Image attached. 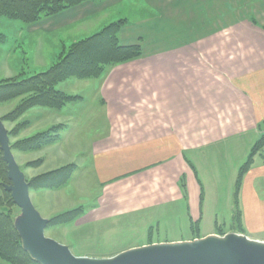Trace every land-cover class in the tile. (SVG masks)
<instances>
[{
	"label": "crops",
	"instance_id": "1",
	"mask_svg": "<svg viewBox=\"0 0 264 264\" xmlns=\"http://www.w3.org/2000/svg\"><path fill=\"white\" fill-rule=\"evenodd\" d=\"M110 2H84L35 31L63 50L125 19L120 43L142 46L141 57L95 78L104 131L90 146L100 179L113 180L108 196L128 213L133 204L184 209L188 224L210 221L209 233L227 229V208L231 228L239 169L264 120V0ZM239 199L246 233L264 238V163L244 175Z\"/></svg>",
	"mask_w": 264,
	"mask_h": 264
},
{
	"label": "rangeland",
	"instance_id": "2",
	"mask_svg": "<svg viewBox=\"0 0 264 264\" xmlns=\"http://www.w3.org/2000/svg\"><path fill=\"white\" fill-rule=\"evenodd\" d=\"M117 1L112 0L109 4ZM51 17L53 16L26 25L0 15V34L4 35L3 40H0V82L10 79L23 81L40 75L73 43L83 39L66 41L67 46L63 50L52 47L48 40L38 43L35 31L52 27L55 23H46ZM90 35L92 34H88ZM60 83L56 89L72 95L77 94L81 99L56 108L44 104L38 92L21 89L16 96L0 101V122L6 129L12 153L27 182L68 164H75L66 177L57 178L56 183L53 182L48 187L42 186V181H37L38 186L29 184L30 197L35 208L42 217L49 220L46 236L67 245L76 256L111 258L123 252L156 244L192 242L210 235L242 233L235 221L230 228L227 208H221L227 219L224 226L227 229H217L211 233L208 232L210 221L203 223L202 228L199 223L188 224L189 217L184 209L167 215L159 207L139 208L133 204L134 207L129 213L124 211L117 198L108 196L113 180L100 179L92 161L90 144L97 134L104 131V120L99 115L95 116L99 111V81L95 78L71 77ZM34 99L37 100L35 104L32 103ZM17 112L22 113L16 116ZM54 126H62L54 142L38 149L24 148L25 139L47 132ZM261 126L262 133L258 139L264 134V120ZM231 156L233 164H237L240 155L231 153ZM254 158V163L257 160L259 164L264 163V148ZM245 160H241L242 163ZM228 187L229 184H219L220 197L226 193ZM105 195L108 196L107 203ZM224 202L221 199V206H224ZM4 211H12L13 226L24 249L18 229L22 218L21 209L18 206L16 209L4 206Z\"/></svg>",
	"mask_w": 264,
	"mask_h": 264
},
{
	"label": "trees",
	"instance_id": "3",
	"mask_svg": "<svg viewBox=\"0 0 264 264\" xmlns=\"http://www.w3.org/2000/svg\"><path fill=\"white\" fill-rule=\"evenodd\" d=\"M87 1L94 0H0V15L29 25ZM126 22L125 19H120L109 23L100 31L73 43L65 53H62L58 57L57 61L48 70L40 75H34L23 81L20 79L1 81L0 101L16 96L21 89L38 92L44 104L56 108L81 99V96L56 89V86L71 77L82 79L99 78L112 67L142 56L141 44L123 45L119 41L120 30L126 25ZM3 37L4 35L0 34L1 41ZM32 103H37V100L35 101L34 99ZM21 113L17 112L16 116ZM60 128L62 126H54L47 132L25 139L24 148L27 150L38 149L42 145L54 142L59 136ZM263 148L264 134L251 147L247 160L239 169V176L236 182L234 221L238 226L239 232L245 234L247 233L242 224L240 209V188L244 175L254 164V157ZM74 166L75 164H68L54 172L41 175L30 182L28 180V182L30 186H38L37 181H42V186L48 187L51 183H56L57 178L61 176L66 177L73 170ZM10 183L8 166L3 158V151L0 145V264H39L22 248L20 237L13 226L14 218L12 211H4V206L17 208L11 192L6 190V185ZM182 190L185 193V188Z\"/></svg>",
	"mask_w": 264,
	"mask_h": 264
},
{
	"label": "water",
	"instance_id": "4",
	"mask_svg": "<svg viewBox=\"0 0 264 264\" xmlns=\"http://www.w3.org/2000/svg\"><path fill=\"white\" fill-rule=\"evenodd\" d=\"M0 145L11 181L6 185V190L11 192L14 203L22 211L18 229L23 240V247L40 264H264V247L246 240L231 242L226 240L219 242L220 244L203 243L205 245H200V242H207L211 236H218L219 239L229 238L235 232L224 236L210 235L192 242H172L142 247L138 249L169 248L175 245L193 244L191 247L147 250L140 253H134L138 250L134 249L116 255L123 257L111 261L109 259L112 257L76 256L67 245L46 236L45 231L49 220L41 216L31 200L29 183L16 162L6 129L1 122ZM241 234L245 238H251L246 234ZM252 239L264 242V240Z\"/></svg>",
	"mask_w": 264,
	"mask_h": 264
},
{
	"label": "bare ground",
	"instance_id": "5",
	"mask_svg": "<svg viewBox=\"0 0 264 264\" xmlns=\"http://www.w3.org/2000/svg\"><path fill=\"white\" fill-rule=\"evenodd\" d=\"M226 240H228L227 242L238 241V240H240V241L241 240H246L248 242L255 243V244L259 245V246H263L264 247V242H258V241H255L252 238H245L241 233H237V232L233 233L231 235V237H229V238H221V239H219L218 236H211L209 238V240H207V242H205V241L204 242H200V245L203 244V243H208L209 245L210 244H220L219 242H224ZM191 245H193V244L175 245V246H172V247H169V248H166V247H161V248H148V249L144 248V249H138V250L134 251V253H138V252L140 253L142 251H147V250L185 248V247H191ZM203 245H205V244H203ZM180 246H183V247H180ZM122 257L123 256H114V257H112L109 260L111 261V260H114V259H117V258L120 259Z\"/></svg>",
	"mask_w": 264,
	"mask_h": 264
}]
</instances>
